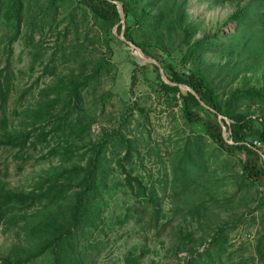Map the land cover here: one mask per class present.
<instances>
[{
	"label": "rangeland",
	"instance_id": "374dc122",
	"mask_svg": "<svg viewBox=\"0 0 264 264\" xmlns=\"http://www.w3.org/2000/svg\"><path fill=\"white\" fill-rule=\"evenodd\" d=\"M166 3L167 13L156 25L152 21L156 4L151 0L132 2L136 10L144 6L155 12L150 24L147 21L136 28L134 42L155 40L161 31L170 50L164 58L179 70L199 67L221 100L235 87L252 86L264 94L263 7L254 8L255 15L237 28L236 21L229 18L235 1ZM105 21L92 16L78 0H23L21 32L10 45V29L0 23V36L4 35L0 69L8 62L10 80L9 93L0 107V119L6 118V125L0 126V139L5 130L32 126L29 109L41 106L48 97L57 99L49 106L52 112H66L72 104L69 80L81 79L98 67L80 87L81 100L68 114L64 132L52 131L49 141L30 146L24 162L0 144V180L11 188H35L60 166L85 164L94 156L90 146L107 130L111 134L100 148L98 166V175L106 178L98 196L103 218L96 227H84L80 237L85 243L79 245L83 263L187 264L190 248H195L208 251L201 256L203 264H264V208L258 203L257 192L262 187L242 176L234 156L220 149L198 125L186 121L178 93L161 89L159 69L132 53L118 37L116 23L109 25L106 34ZM206 34L209 37L200 57L183 63L180 57L187 43ZM235 110L264 114V101L242 96ZM200 113L219 120L206 109ZM115 132L132 139L134 150L125 165L132 176L153 190L155 204L138 197L126 184L125 173L115 164V158L124 153ZM65 139L77 146L68 160L49 154L53 146L64 145ZM186 146L194 148L191 158L200 165L184 180V162L179 157ZM259 149L264 151V147ZM73 200L70 189L59 203L69 206ZM56 204L48 206V211L55 210L60 218ZM192 207L196 208L193 213ZM43 208L38 204L29 211L43 216ZM217 226H223L222 237L214 243L211 234ZM19 242L26 243L19 226L1 221L0 254ZM130 257L137 262L127 259ZM51 260L45 252L23 264H48Z\"/></svg>",
	"mask_w": 264,
	"mask_h": 264
},
{
	"label": "trees",
	"instance_id": "16d2710c",
	"mask_svg": "<svg viewBox=\"0 0 264 264\" xmlns=\"http://www.w3.org/2000/svg\"><path fill=\"white\" fill-rule=\"evenodd\" d=\"M50 1L54 2V0ZM78 1L86 5L92 16L105 18L106 34L110 32L109 25L116 23V33H120L123 26V35L130 40H133V33L136 28L151 19L152 14L155 13L145 9L144 6L136 10L132 4L134 0H117L122 3L124 11V22L121 23L119 22L120 16L116 3L112 0ZM151 1L157 5L155 18L152 21L159 25L167 13V0ZM216 1H235V8L229 18L236 21L237 28L243 27L255 15L254 8L263 7L262 12L264 13V0ZM179 9L182 14L183 6H180ZM22 17L23 0H0V23L10 29L7 35V45L18 38L21 32ZM147 24L150 22L148 21ZM3 36V34L0 36V41ZM206 37H209V34L187 43L180 60L183 63H188L191 59H198L205 49L203 42ZM121 41L123 40L121 39ZM137 45L145 55L155 58L160 63L164 73L172 81L170 83L165 82L159 74L161 89L166 92L178 93L181 110L186 121L198 125L220 149L228 155L234 156L241 168L242 176L262 187L257 189L258 203L264 208V159L259 152V148L264 147V114L255 115L248 111L235 110V103L242 96L256 97L264 101V94L261 90L252 86L247 88L235 87L221 100L204 74L197 70L199 67L197 69L185 67L183 70H179L172 62L164 58L163 54L168 55L170 50L164 44L161 31L158 32L157 39L138 42ZM151 64L154 68H158L155 63ZM141 68H145V63L141 65ZM96 71H98V67L92 68L81 79L69 80L72 104L71 107H66V112L62 114H60L62 111L52 112L49 106L53 105L57 99L48 97L41 106L29 109V114L34 118L32 126L21 130H5L4 137L0 139V144L13 150V155L21 158L24 162L27 159V151L30 146H35L38 141L42 142L41 140L49 141L48 135L52 131L64 132L68 124V114L81 100L80 87ZM9 81L8 62H6L4 68L0 69V107H3L9 93ZM180 83L192 87L199 98L215 110L212 111L201 104L199 98L190 90L183 89ZM196 107L206 109L213 114H222L221 120L226 126V137L222 135V126L219 120L203 116L200 113L201 109ZM5 125L6 118L2 116L0 126L4 127ZM83 129L82 126L80 131ZM110 134V131L104 130L101 139L90 146L94 156L90 157L85 164L73 163L70 166H60V168L53 170L52 174L44 176L35 188L28 190L11 188L4 185L0 180V222L4 221L8 226L17 224L20 229V236H24L26 241V243H12L7 253L0 254V264H23L45 252L50 253L52 257L48 264H85L79 256L81 252L79 245L85 243L80 236L84 234L85 226L96 227L98 220L103 218L102 206L98 196H100L99 189L105 185L106 178L103 175H98L99 153ZM115 134L124 146V153L115 158V164L120 171L125 173L126 184L129 188L134 189L138 197L155 204L153 190L147 189L136 176H132L125 165V162L131 157L132 150H134L132 139L116 132ZM59 147L60 149H58ZM75 147L77 146L73 140L65 139L64 145L53 146L49 150V154H60L62 159L68 160ZM193 149L186 146L183 155L179 157L181 162H184L181 169L184 180L188 179L194 168L200 165L198 161L191 158ZM195 150L197 151V148ZM21 167L22 165L19 163L18 168ZM70 189H73L74 200L69 206L59 203L60 200L67 197ZM54 203H57V209L61 210L60 218L55 214V210L48 211V206L54 205ZM38 204H43L46 207L43 208V216L29 211ZM195 209V207L190 208V212L193 213ZM222 228L223 226H217L214 233L211 234L212 240L216 241L214 243H217L218 239L222 237L220 232ZM88 246L96 248L97 251L100 250L95 244L88 243ZM207 253V250L199 252L195 248H190V258L187 264H203L201 256ZM127 259H133L135 263L137 262L135 257Z\"/></svg>",
	"mask_w": 264,
	"mask_h": 264
},
{
	"label": "water",
	"instance_id": "95a60500",
	"mask_svg": "<svg viewBox=\"0 0 264 264\" xmlns=\"http://www.w3.org/2000/svg\"><path fill=\"white\" fill-rule=\"evenodd\" d=\"M113 2L116 3V6H117V9H118V12H119V16H120V20L119 22L123 23L124 22V11H123V6H122V3L121 2H118L117 0H112ZM118 36L125 42L127 43L132 49H134V51H132V53L136 56H138L139 58H141L142 62H150V63H155L157 66H158V69H159V72H160V75L162 77V79L165 81V82H172L170 81V79L167 77V75L164 73L163 71V68L161 67L160 63L153 57L151 56H147L145 55V53L142 51V49L139 47V45H137L133 40H130V39H127L124 35H123V26L121 27V32L120 33H117ZM138 50L139 53H136L135 50ZM180 86L183 88V89H187V90H190L191 92H193L195 94V96L197 98H199V96L196 94V92L193 90L192 87L186 85V84H183V83H180ZM200 100V103L203 104L204 106H206L207 108H210V110L214 111L215 109L212 108V107H209L208 105H206L204 103L203 100ZM217 116H218V119H219V123L220 125L222 126V135L224 137H226V126L224 125V123L222 122L221 118H222V114L220 113H217ZM228 121V120H226ZM259 152L261 153V156L262 158L264 159V152L262 150L259 149Z\"/></svg>",
	"mask_w": 264,
	"mask_h": 264
},
{
	"label": "bare ground",
	"instance_id": "6f19581e",
	"mask_svg": "<svg viewBox=\"0 0 264 264\" xmlns=\"http://www.w3.org/2000/svg\"><path fill=\"white\" fill-rule=\"evenodd\" d=\"M135 52H136V53H139V51H138L137 49L135 50Z\"/></svg>",
	"mask_w": 264,
	"mask_h": 264
}]
</instances>
